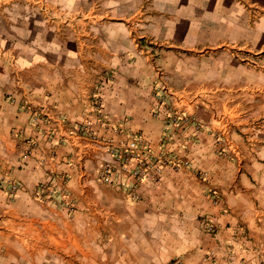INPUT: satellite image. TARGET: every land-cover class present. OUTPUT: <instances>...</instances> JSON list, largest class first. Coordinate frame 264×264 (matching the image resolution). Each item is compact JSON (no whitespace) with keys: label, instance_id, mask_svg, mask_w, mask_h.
I'll list each match as a JSON object with an SVG mask.
<instances>
[{"label":"crops","instance_id":"obj_1","mask_svg":"<svg viewBox=\"0 0 264 264\" xmlns=\"http://www.w3.org/2000/svg\"><path fill=\"white\" fill-rule=\"evenodd\" d=\"M153 91L196 166L134 200L99 171L160 141ZM51 177L71 215L35 200ZM176 261L264 264V0H0V264Z\"/></svg>","mask_w":264,"mask_h":264},{"label":"rangeland","instance_id":"obj_2","mask_svg":"<svg viewBox=\"0 0 264 264\" xmlns=\"http://www.w3.org/2000/svg\"><path fill=\"white\" fill-rule=\"evenodd\" d=\"M153 97L157 99L159 107L154 109L152 114L157 119L163 116L164 121L160 141L153 142L142 133L126 131V141L118 143L117 147L114 146L110 151L111 158L104 159L100 166L99 178L103 180L104 167L105 172L106 169L110 170L112 184L125 188L132 199L141 184L157 183L162 181L169 171L178 173L188 168L194 169L196 166L187 157L189 145H192L189 143L194 138L187 137V134L189 127L194 126V120L179 111L170 96L159 95L153 91ZM193 128L199 130L196 126ZM212 195L215 196L214 193Z\"/></svg>","mask_w":264,"mask_h":264},{"label":"built area","instance_id":"obj_3","mask_svg":"<svg viewBox=\"0 0 264 264\" xmlns=\"http://www.w3.org/2000/svg\"><path fill=\"white\" fill-rule=\"evenodd\" d=\"M196 127L198 128L199 125L196 124ZM104 168H103V172H102V179L106 182L113 183V180L110 177L111 171L106 169V172H105ZM61 183L64 184L65 180H62ZM20 189H21L20 184L11 182V183H9L6 192L8 193L9 196H15L20 191ZM59 189H60V185L58 183V180L51 177L49 182L40 183L38 185V187L36 188V190L34 192V198H35V200H37L39 202L51 203V204L55 205L56 207L60 208L67 215H71L73 212V208L71 207L69 202L68 203L65 202V200L60 195H58L57 190H59ZM214 195H215L214 198L216 200L218 198L217 197L218 195H217V193H214ZM133 199L135 200L136 196ZM210 229L213 232L215 228L213 226H211ZM174 264H184V263H182L181 261H176Z\"/></svg>","mask_w":264,"mask_h":264}]
</instances>
